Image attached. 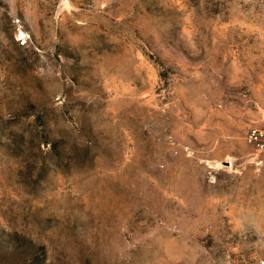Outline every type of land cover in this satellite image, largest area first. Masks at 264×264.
<instances>
[{
	"label": "rangeland",
	"instance_id": "obj_1",
	"mask_svg": "<svg viewBox=\"0 0 264 264\" xmlns=\"http://www.w3.org/2000/svg\"><path fill=\"white\" fill-rule=\"evenodd\" d=\"M264 0H0V264L264 258Z\"/></svg>",
	"mask_w": 264,
	"mask_h": 264
},
{
	"label": "built area",
	"instance_id": "obj_2",
	"mask_svg": "<svg viewBox=\"0 0 264 264\" xmlns=\"http://www.w3.org/2000/svg\"><path fill=\"white\" fill-rule=\"evenodd\" d=\"M248 141L258 152L264 153V126L252 127L248 131ZM256 264H264V258L259 259Z\"/></svg>",
	"mask_w": 264,
	"mask_h": 264
}]
</instances>
